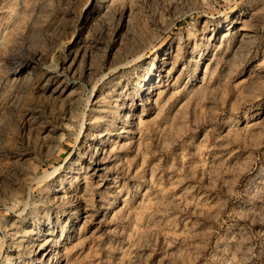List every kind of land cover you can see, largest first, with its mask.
<instances>
[{"label":"rangeland","instance_id":"374dc122","mask_svg":"<svg viewBox=\"0 0 264 264\" xmlns=\"http://www.w3.org/2000/svg\"><path fill=\"white\" fill-rule=\"evenodd\" d=\"M0 264H264V0H0Z\"/></svg>","mask_w":264,"mask_h":264},{"label":"bare ground","instance_id":"6f19581e","mask_svg":"<svg viewBox=\"0 0 264 264\" xmlns=\"http://www.w3.org/2000/svg\"><path fill=\"white\" fill-rule=\"evenodd\" d=\"M104 164L105 163H103L100 159H95L91 161L89 170L92 172V174H95V175L99 174L103 169H105ZM56 233H57L56 226L53 224H49L48 227L45 229V231H43L42 234L40 235L41 236L40 238L45 239L47 237L54 236Z\"/></svg>","mask_w":264,"mask_h":264}]
</instances>
